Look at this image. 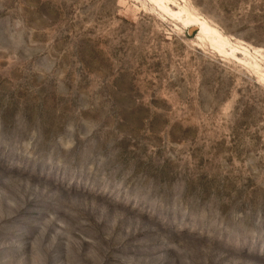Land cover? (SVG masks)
<instances>
[{
	"label": "rangeland",
	"instance_id": "374dc122",
	"mask_svg": "<svg viewBox=\"0 0 264 264\" xmlns=\"http://www.w3.org/2000/svg\"><path fill=\"white\" fill-rule=\"evenodd\" d=\"M0 264H264V0H0Z\"/></svg>",
	"mask_w": 264,
	"mask_h": 264
},
{
	"label": "bare ground",
	"instance_id": "6f19581e",
	"mask_svg": "<svg viewBox=\"0 0 264 264\" xmlns=\"http://www.w3.org/2000/svg\"><path fill=\"white\" fill-rule=\"evenodd\" d=\"M200 23H201V26H202V31H204L205 33H211V34H213V35L210 36V39H211L212 43L213 44H216L217 47L220 48V51H223L224 48L227 46V43H225V41L223 40V38H221L220 36L216 35V34H218L217 31L214 28H212L207 23V21L205 22L204 20H201ZM231 50L233 52L236 49L231 46ZM223 52L225 53V51H223Z\"/></svg>",
	"mask_w": 264,
	"mask_h": 264
}]
</instances>
